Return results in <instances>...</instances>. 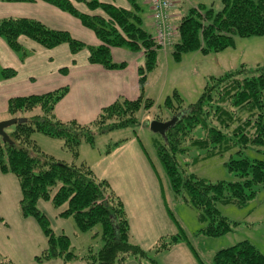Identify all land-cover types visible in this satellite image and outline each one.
<instances>
[{
  "label": "trees",
  "instance_id": "obj_1",
  "mask_svg": "<svg viewBox=\"0 0 264 264\" xmlns=\"http://www.w3.org/2000/svg\"><path fill=\"white\" fill-rule=\"evenodd\" d=\"M0 1L27 3L36 0ZM40 1L77 18L100 43L89 46L72 38L66 31L50 29L32 19L5 18L0 20V38L12 51L22 50L19 38L24 37L45 49L65 44L71 54L86 50L88 63L105 70H122L127 65L113 62L112 48L141 52L144 62L138 68L141 91L138 97L118 98L102 107L96 118L87 124L56 118L54 108L69 92L68 86L41 95L8 100L7 113L22 121L4 131L9 142L0 136V173L16 178L20 189V216L35 221L46 239V249L35 257V261L60 259L65 264L135 261L144 264L147 260L156 264L146 250L132 241L129 218L120 197L106 180L98 179L88 165L78 160L82 143L94 146L96 134L107 135L133 128L139 124L138 111L152 108V99H145L143 95L147 76L157 67L158 60L159 47L154 43L152 22L150 30L141 17L143 8L136 0H128L129 9L98 0H73L85 5L86 13L79 12L72 0ZM219 2L221 8L218 11L212 7L204 10L200 6L189 9L181 17L175 26L174 41L172 39L169 45L173 58L178 60L183 54L197 51L203 55L217 54L234 48L236 38L264 37V0ZM2 75L4 78L13 77L15 71L4 69ZM179 106L173 105L171 98L165 99L166 109H178L174 116L177 120L164 136L160 135L162 140L155 154L174 197L195 209L200 220L206 223L199 232L218 237L233 231L237 223L223 217L216 204L241 207L251 202L257 190L264 187V63L253 67L240 64L221 75L209 77L196 103L190 104L183 112ZM198 130L201 131L200 137L195 134ZM33 133L62 141L70 161L42 152L31 139ZM124 142L119 140L109 144L105 154H110ZM191 148L203 150L206 157L230 153L224 166L235 180L210 182L186 172L177 157L186 155ZM248 151L259 155L258 158H248L245 155ZM148 162L153 167L149 159ZM40 201L49 202L57 210L62 208L58 217L72 218L80 233H89L99 226V233L93 234L91 239L99 237L101 247L95 250L90 244L83 255L75 254L69 237L56 235L50 228L46 215L39 209ZM166 214L168 218L172 216L169 208ZM168 238L169 242L166 241ZM179 241H184V235L162 238L154 251L169 250ZM0 264L13 263L0 254ZM211 264H264V255L243 241L216 252Z\"/></svg>",
  "mask_w": 264,
  "mask_h": 264
},
{
  "label": "rangeland",
  "instance_id": "obj_2",
  "mask_svg": "<svg viewBox=\"0 0 264 264\" xmlns=\"http://www.w3.org/2000/svg\"><path fill=\"white\" fill-rule=\"evenodd\" d=\"M138 1L143 8L141 17L144 18L145 26L150 29V11L146 5L148 0H136V2ZM142 1H144L143 4H141ZM115 2L119 6L125 5L120 0H115ZM173 2L171 20L174 27L178 26L181 17L191 8L197 9L201 6L206 10L212 7L214 11L221 8L219 0H173ZM73 3L75 2L73 1ZM197 11L200 12V10ZM64 27L69 30L72 37L85 42L89 41L86 38V33L84 35L74 25L71 26L68 21H65ZM1 40L3 41V39ZM25 40L22 42L25 59H22V53L11 52L7 48L1 47L0 72L4 67L10 65V68L17 72L23 71V78L27 70L34 74L44 75V73L50 74V71H54L58 67L71 66L68 57H62L59 53L61 49H44L33 42L27 43ZM235 42L236 49L224 51L219 55L218 60L216 57L218 55L213 53L203 55L198 51L183 54L177 60L170 55V46L163 48L154 39L155 45L159 47L160 56L157 60V67L148 74L143 89L144 98L152 99L154 102L152 108L138 111L139 124L137 126L114 131L107 135L96 134L94 146L82 143L79 148L78 160L80 162H88L96 174H104L117 183V194L124 202V207H128L133 215L132 222L137 221L135 224L137 225L136 235L139 237V241L146 246L144 250L148 257L153 259L156 264H200V261L202 264H211L216 252L243 241L249 242L264 255V187L257 190V195L251 202L241 207L233 204H216L223 217L237 223L233 231L218 237L201 234L199 230L206 223L200 220L195 209L174 197L155 154L156 147L161 143L162 137L150 131L146 125L153 120L166 122L175 116L178 109L173 111L164 107L167 97L171 98L173 105H180L181 112L187 109L190 104L196 103L208 78L225 73L222 70L223 64L219 61H224L227 64H232L234 61L233 65L235 66L237 59L244 57L247 53L245 58L249 59V63L252 65L254 61L264 56L261 55L264 37L236 38ZM62 48V51L67 49L66 46ZM86 55L87 51L83 50L78 55L70 56L75 59L76 63H80L84 61ZM13 56L18 59V63L12 62ZM112 58L113 62L119 63L123 60L127 61L128 56L126 59H118L116 51H114ZM6 88L5 84L2 89ZM138 93H141L140 89ZM177 99L179 100L177 101ZM10 119H13L10 114L1 111L0 108V121ZM195 134L196 137H200L201 131L198 130ZM31 139L42 152L56 159L66 161L70 158L60 140L49 138L40 133H33ZM119 140H125V142L114 148L109 155L105 154L107 146ZM230 155V153H225L206 157L203 150L191 148L186 155L178 156L177 161L186 172L196 174L210 182L234 181L235 176L224 166ZM245 155L250 159L259 156L253 151H248ZM148 159L152 162L154 169L150 166ZM134 160L138 161V165ZM135 172L138 173L135 174ZM19 199L20 189L16 178L0 173V254L9 258L13 264H65L60 259L42 263L35 261V257L46 249V239L35 221L20 216ZM164 208L171 210L172 216L169 215L171 221ZM39 209L46 215L49 226L56 235L64 234L69 237L71 250L75 254L83 255L90 244L95 250L101 247L102 243L99 237L91 239L93 234L99 233V226L94 227L89 233H80L72 218L58 217L57 214L62 208L57 210L49 202L40 201ZM176 234H182V237L184 235V241H179L178 246L169 252L155 253L153 247L157 245L160 236L170 237ZM166 241L169 242V238ZM67 264L84 263L76 261ZM144 264L152 263L145 260Z\"/></svg>",
  "mask_w": 264,
  "mask_h": 264
},
{
  "label": "crops",
  "instance_id": "obj_3",
  "mask_svg": "<svg viewBox=\"0 0 264 264\" xmlns=\"http://www.w3.org/2000/svg\"><path fill=\"white\" fill-rule=\"evenodd\" d=\"M98 1L104 2V3H111L117 7H121L125 9L130 8L128 0H120L122 1V4L125 3V5L123 6H119L115 4L116 3L115 0H98ZM144 1H142L141 4H143ZM137 3L140 4L139 1ZM74 5H75V8L79 12H82V13L88 12L84 4L74 3ZM146 5L149 8L148 3ZM5 18L32 19V20L42 23L43 25L47 26L50 29L66 31L70 34L69 30L64 27L65 21H68L69 23H71V26L74 25V27L77 28L78 31L83 32L84 35L86 33L87 34L86 38L89 39V41L87 42L82 41L80 39L72 37L70 34L72 38L79 40L89 46H97L100 43L97 37L94 35V33L90 31L89 29L85 28L84 26H82V24L77 18L40 0H36L33 2H27V3H5V2L0 1V20L5 19ZM149 21L151 22L150 15H149ZM25 39L27 40V43L33 42L24 37L19 38V43L22 46V50L16 53H22V59L26 58V55L23 50L24 49L23 44H22V42ZM35 44L38 45L37 43ZM30 45H33V44H30ZM64 46H66L67 49L62 51L63 50L62 47ZM1 47L7 48L9 51L14 52L11 49H9L8 46L5 44L4 40L2 41L0 38V50H1ZM235 47H236V42H235ZM234 48H231V49H234ZM52 49H61L59 53L62 55V57L63 56L68 57L69 61L71 62L72 67L70 65L67 67H62V68L58 67L54 71H50V74L44 73V75L34 74L32 71L27 70L23 78H22L23 71L17 72L15 69H11L10 65H8L7 67H4V69H11L15 71V75L13 77L4 78L2 75V71L4 69H2L0 72V75L2 78L0 80V88H1L0 89V108H1V111L7 112V103H8V100L11 98L28 96V95H41V94L54 91L58 88L68 86L69 92L66 94V96L61 101H59L56 104L54 108V114L56 118L62 121L76 120L79 123L87 124L96 118L98 112L100 111L102 107L111 104L113 101L117 100L118 98L135 99L138 97L139 95L138 93L139 92L138 68L144 62V57L141 52H131L124 48H112L111 49L112 57L114 56V51H116V55L118 56V59H123V58L126 59L128 56L127 61L125 60L122 61V62H125L127 65H126V68L122 70H105L98 66L91 65L88 63L87 61L88 52H87V55L84 56L83 62L81 61L80 63H76L75 59L71 58L70 55L75 56V55H78L79 52L76 54H71L67 45L62 44ZM221 53L214 54V55H218L216 56L217 60ZM159 54L160 53H158V57L160 56ZM246 55L247 53L245 54V56ZM261 55H264V47L261 51ZM245 56L240 59H237V64L235 66L233 65L234 61H232L233 62L232 64L231 63L227 64L224 61H219L223 64L222 66L220 63V65L223 67L222 68L223 72L236 68L239 62H241L240 64H244L245 66H255L257 64L264 63V56L260 57L261 59L254 61L252 65L249 63L250 62L249 59H246ZM12 62L18 63L19 61L13 56ZM5 84L7 88L3 90L2 87ZM67 161H70V158H68L66 162ZM134 161L138 165V161L137 160H134ZM85 164L88 166L90 165L88 162ZM121 167H122V163H121ZM136 167L138 168V166ZM136 173L138 172H135V174ZM94 174L96 175L98 179L100 180L103 179V180L108 181L114 193L118 197H120L117 194V186H116L117 183L116 182H114L110 178H107V176L104 174L99 175L98 173L96 174L95 172ZM164 204L165 203L163 202V206ZM125 210L128 215L129 222H130V232H131L132 241L144 249L146 246H144L141 243V241H139L138 239L139 237L136 235L137 225L135 224L137 221L134 223L132 222L131 218L133 217V215L131 214L128 207L125 206ZM164 210L166 209L164 208ZM134 216L136 215L134 214ZM162 238H166V236L165 237L160 236L159 240H162ZM141 240H144V239H141ZM175 246H178V244L172 246L167 251H161V252H169L172 249H174ZM153 248L155 249V247ZM161 252H158V253H161ZM125 264H140V263H137L135 261H129Z\"/></svg>",
  "mask_w": 264,
  "mask_h": 264
},
{
  "label": "built area",
  "instance_id": "obj_4",
  "mask_svg": "<svg viewBox=\"0 0 264 264\" xmlns=\"http://www.w3.org/2000/svg\"><path fill=\"white\" fill-rule=\"evenodd\" d=\"M173 4V0H148L155 41L163 48L171 44L175 34L171 20Z\"/></svg>",
  "mask_w": 264,
  "mask_h": 264
},
{
  "label": "water",
  "instance_id": "obj_5",
  "mask_svg": "<svg viewBox=\"0 0 264 264\" xmlns=\"http://www.w3.org/2000/svg\"><path fill=\"white\" fill-rule=\"evenodd\" d=\"M177 120V117H173L171 120L166 121V122H160V121H156L153 120L151 122H149L148 124V128L150 129V131L157 133L161 136L165 135L166 130L171 127L175 121ZM22 119L20 118H13L10 120H5V121H0V136L3 138L4 141L9 142L8 137L5 134V130L13 125H15L16 123L21 122Z\"/></svg>",
  "mask_w": 264,
  "mask_h": 264
}]
</instances>
